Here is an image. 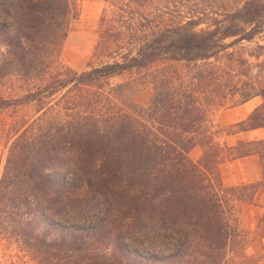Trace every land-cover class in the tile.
I'll return each mask as SVG.
<instances>
[{"label":"trees","instance_id":"obj_1","mask_svg":"<svg viewBox=\"0 0 264 264\" xmlns=\"http://www.w3.org/2000/svg\"><path fill=\"white\" fill-rule=\"evenodd\" d=\"M103 1L95 54L112 61L78 72L60 62L73 0H0V81L26 83L0 111L34 109L9 147L0 226L61 264H255L242 207L264 190V139L226 138L264 128V0ZM256 98L230 131L215 124L219 109ZM249 157L260 181L225 186L222 166ZM102 202L89 225L56 224ZM256 220L264 239V213Z\"/></svg>","mask_w":264,"mask_h":264},{"label":"rangeland","instance_id":"obj_2","mask_svg":"<svg viewBox=\"0 0 264 264\" xmlns=\"http://www.w3.org/2000/svg\"><path fill=\"white\" fill-rule=\"evenodd\" d=\"M79 7V16L71 25V30L63 45L60 62L68 68L78 72L90 71L92 68L98 67L112 59L106 54L96 55L95 48L98 43V30L103 10L109 6L103 0H73ZM9 22V19L0 17L1 25ZM3 49L0 47V56ZM144 73H135L117 78L112 81L114 84L123 83L129 80H139ZM25 82V81H24ZM19 79L9 77L0 81V101H13L24 95L26 83ZM151 97V90L144 89L140 93L138 102L142 107H147ZM262 104V100L256 98L247 105L228 106L219 109L214 114V122L220 127H226V131H230V125L246 120L253 109ZM34 115L33 108H9L0 111V178L6 164L9 147L15 139L16 129L23 122L27 121ZM22 123V124H21ZM235 128L234 130H237ZM249 133H240L226 140L229 144H235L237 139H252ZM264 139V138H260ZM202 155L201 148H196L191 157L197 161ZM259 159H245L237 162L225 164L221 169V175L225 186H236L240 184L252 183L260 181ZM255 205H243L242 220L248 231L251 232V241L247 247V255H249L255 264H264V239H261L256 231L257 216L264 213V190L260 191ZM107 209L106 203L102 202L98 207L91 208L86 212H81L77 218H70L69 221L57 219V223L64 222L65 225L81 224L89 225L90 223L103 217ZM61 221V222H60ZM59 225V224H58ZM10 234L0 226V264H61L56 256H49L43 251L39 256L30 251L24 241L11 237ZM162 241L161 245H167L170 241L164 238V231L159 234ZM130 247L135 248L140 253L147 254L153 251L145 249L143 243L133 242L132 239L126 241ZM174 244L167 245L166 254L173 251ZM160 252V251H159Z\"/></svg>","mask_w":264,"mask_h":264},{"label":"crops","instance_id":"obj_3","mask_svg":"<svg viewBox=\"0 0 264 264\" xmlns=\"http://www.w3.org/2000/svg\"><path fill=\"white\" fill-rule=\"evenodd\" d=\"M251 102V101H250ZM250 102H248V103H246V104H244V105H247V104H249ZM256 109V108H255ZM255 109H253V111L255 110ZM252 111V112H253ZM251 112V113H252ZM247 133H249L250 134V136H252L253 138L252 139H248V140H255V139H257V140H259L260 138H264V128H260V129H256V130H252V131H249V132H247ZM238 140H245V139H237V141ZM236 141V142H237ZM253 158H255V157H249V158H245V159H253ZM245 159H239V160H236V161H233V163L234 162H237V161H241V160H245ZM227 164V163H226ZM225 165V164H224ZM223 165V166H224ZM222 166V167H223ZM259 168H260V165H259ZM222 169V168H221ZM260 179L262 178V169L260 168V177H259ZM244 184V183H243Z\"/></svg>","mask_w":264,"mask_h":264}]
</instances>
